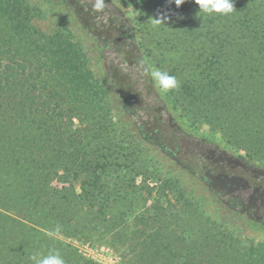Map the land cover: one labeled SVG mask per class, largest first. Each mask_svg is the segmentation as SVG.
I'll use <instances>...</instances> for the list:
<instances>
[{
	"label": "trees",
	"instance_id": "obj_1",
	"mask_svg": "<svg viewBox=\"0 0 264 264\" xmlns=\"http://www.w3.org/2000/svg\"><path fill=\"white\" fill-rule=\"evenodd\" d=\"M55 1L77 24L90 27L76 11H92L94 0ZM123 1L141 11L172 15L194 3ZM234 8L231 15L215 18L233 19L232 26L255 43L264 59V0H234ZM41 14L30 0H0V264H31L33 253L50 249H58L66 264H96L59 238L89 237L95 229L121 242L117 250L122 257L129 254L131 264H264V239H250L221 213L228 205L246 211L255 199L263 221V193L259 186L250 188L248 180L257 178L264 187V170L252 173L244 163L206 153L212 167L203 164L200 179L220 205L216 215L199 211L190 199L164 201L165 188L179 196L180 190L176 179L162 180L152 152L158 124L110 117L116 108L109 99L111 79L93 74L84 47L69 37V24L61 20L51 32L38 28L33 21ZM114 92L122 108L126 96ZM165 125L180 136L171 118ZM243 131L249 134L247 125ZM236 168L243 178L234 174ZM160 180L158 189L150 185ZM137 200H143L142 211L150 202L151 211L137 215ZM179 205L181 219L192 218L190 211L201 217L176 234L171 225L178 223L173 210ZM133 220L156 227L137 230L130 225Z\"/></svg>",
	"mask_w": 264,
	"mask_h": 264
},
{
	"label": "rangeland",
	"instance_id": "obj_2",
	"mask_svg": "<svg viewBox=\"0 0 264 264\" xmlns=\"http://www.w3.org/2000/svg\"><path fill=\"white\" fill-rule=\"evenodd\" d=\"M30 2L42 9L41 16L33 21L38 28L51 32L61 20L69 24V37L84 47L93 74L96 77L108 75L111 79L109 99L116 108L110 112V117L126 120L131 117L132 120L148 121L151 125L158 124L157 136L151 135L155 146L148 143L146 146L155 153L162 168V180L176 179L180 190L179 196L178 192L165 188L164 201L167 199L172 204L179 201L181 204L184 199H190L199 211L214 217L217 213L215 206L220 205L200 177L203 164L212 167L210 160L215 153L230 162L244 163L252 173L264 170V59H260L255 43L244 39L242 33L232 26L233 19L202 16L195 3L172 15L170 12H145L123 0H109L104 13L93 9L88 11L86 7L77 9V15L85 18L81 17L80 22L89 23L90 27L85 28L55 0ZM156 19H162L163 24ZM98 38L102 41L100 44L96 42ZM142 60L174 75L179 88L161 95L150 79L140 74L138 65ZM123 90L135 96L129 103L130 111L125 106L117 107L114 91L121 94ZM167 117L175 122L179 137H175L165 125ZM246 125L249 134L243 131ZM161 146L170 151L176 149L174 156L180 163ZM207 152L212 158L205 156ZM248 155L257 161L247 164L245 158ZM226 171L227 176H233V171ZM234 174L244 177L238 168ZM141 179L138 178L137 182ZM162 180L150 185L158 189ZM259 182L257 178L248 180L250 188L259 186L264 197V187ZM133 207L137 215L151 211L150 202L142 211L143 200H137ZM173 211L178 213V223L171 225L176 234L183 227L196 226L201 217L197 211H190L192 218L181 219L183 210L180 205ZM221 213H225L232 225L240 226L250 239H264V224L260 221L262 213L257 200L253 199L252 207L246 211L228 205V210ZM133 224L137 225V230L147 232L156 227L151 221L149 226L136 220L130 221V225ZM91 233L89 237L59 238L76 247L83 258L88 257L80 247L87 246L94 254L89 259L96 264H109V255L118 264L132 263L129 254L122 257L123 252L117 250L119 241L115 238L96 229ZM101 235L104 238H100Z\"/></svg>",
	"mask_w": 264,
	"mask_h": 264
},
{
	"label": "clouds",
	"instance_id": "obj_3",
	"mask_svg": "<svg viewBox=\"0 0 264 264\" xmlns=\"http://www.w3.org/2000/svg\"><path fill=\"white\" fill-rule=\"evenodd\" d=\"M185 0H174L177 7L183 4ZM194 3L198 6V11L202 16H229L234 11V0H194ZM92 9L97 13H104L107 9L106 0H94ZM163 19H166L163 18ZM158 23H162V19H156ZM138 70L142 76H146L150 79L153 86L160 92L161 95L168 94L169 92L179 88V81L174 75L169 74L167 71H163L146 61H140ZM59 231V228L56 229ZM29 260L31 264H66L58 249H50L47 252L33 253Z\"/></svg>",
	"mask_w": 264,
	"mask_h": 264
},
{
	"label": "flooded vegetation",
	"instance_id": "obj_4",
	"mask_svg": "<svg viewBox=\"0 0 264 264\" xmlns=\"http://www.w3.org/2000/svg\"><path fill=\"white\" fill-rule=\"evenodd\" d=\"M118 36H119V35H118ZM118 36H117V38H118ZM123 95L127 96V98H125L124 106L126 107V109H127L128 111H130V110H129V103H130L131 101L134 100L135 96H134L133 94H128V91H127V90H123ZM161 148H162L165 152L169 153V155L171 156V158L174 156L175 152H177L176 149H174V151H170V150H168V149H165L163 146H161ZM207 153H209V152H207ZM174 157H175V156H174ZM176 160H177V159L175 158V161H176ZM255 190H256V189H255ZM260 221L262 222V224L264 223V220L262 221L261 218H260Z\"/></svg>",
	"mask_w": 264,
	"mask_h": 264
},
{
	"label": "built area",
	"instance_id": "obj_5",
	"mask_svg": "<svg viewBox=\"0 0 264 264\" xmlns=\"http://www.w3.org/2000/svg\"><path fill=\"white\" fill-rule=\"evenodd\" d=\"M80 251L88 258L94 257V254L92 253V251L87 246H85L83 248L80 247ZM109 256H110L109 264H118L119 263L117 260L116 261H112L111 259H113V257L111 255H109Z\"/></svg>",
	"mask_w": 264,
	"mask_h": 264
},
{
	"label": "water",
	"instance_id": "obj_6",
	"mask_svg": "<svg viewBox=\"0 0 264 264\" xmlns=\"http://www.w3.org/2000/svg\"><path fill=\"white\" fill-rule=\"evenodd\" d=\"M172 158H173V159H175V157H174V156H173ZM176 162H177V163H180L178 160H176Z\"/></svg>",
	"mask_w": 264,
	"mask_h": 264
}]
</instances>
